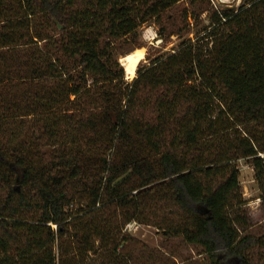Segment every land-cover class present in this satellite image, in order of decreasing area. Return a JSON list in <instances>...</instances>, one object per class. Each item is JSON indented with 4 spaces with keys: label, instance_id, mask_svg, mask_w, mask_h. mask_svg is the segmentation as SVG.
<instances>
[{
    "label": "trees",
    "instance_id": "16d2710c",
    "mask_svg": "<svg viewBox=\"0 0 264 264\" xmlns=\"http://www.w3.org/2000/svg\"><path fill=\"white\" fill-rule=\"evenodd\" d=\"M182 1V21L205 12L207 24L127 83L120 58L139 28L155 21L162 37V15ZM38 41L56 54L25 49V86L11 90L20 52L8 50ZM21 115L16 141L5 125ZM259 152L264 0H0V264H58L55 242L71 249L60 264L99 250L101 264H168L131 222L199 247L207 264H264ZM238 159L252 166L262 223L247 213Z\"/></svg>",
    "mask_w": 264,
    "mask_h": 264
},
{
    "label": "rangeland",
    "instance_id": "374dc122",
    "mask_svg": "<svg viewBox=\"0 0 264 264\" xmlns=\"http://www.w3.org/2000/svg\"><path fill=\"white\" fill-rule=\"evenodd\" d=\"M7 1V0H6ZM213 5L218 7L223 6H238L241 0H210ZM14 6V5H13ZM189 5L187 1H182L178 3L176 6L168 10L166 13L162 15V27L164 29V35L161 37L159 35V25L155 21H150L147 24L142 25L139 28V38L137 42V49H140L143 52V57L137 64L135 68V73L132 77H127L125 72V81L127 83L131 82L136 75V69L140 64H147L150 59L157 57L161 54H166L172 52L178 45L181 39L185 37H193L195 32H197L202 25L207 24V13L203 12L196 21L189 20L187 18L186 21L181 20V15L189 11ZM171 18H174L176 23L171 25ZM190 22V27L184 26ZM30 23L32 25V29H36L34 18H30ZM26 24V23H23ZM193 26V27H192ZM41 27V26H40ZM23 27L19 28L22 29ZM178 28L181 29L179 33H175L178 31ZM193 28V29H192ZM31 29V28H30ZM31 29V31H32ZM191 30V33L188 32ZM174 31V32H171ZM21 32H27L26 28L22 29ZM148 37V38H147ZM18 42L31 41L30 38H16ZM28 47L33 49V52L38 55L40 50H45L51 55H55L53 49L46 47L45 43L42 41H38L36 43H31L29 45H23L19 48L8 50L11 53L20 52L19 58H17V63H14L10 70L6 72V77L9 78L8 87L11 90L15 88L24 87V82H20L21 77H26L29 72L26 71L28 64L21 63L19 61L25 58V54L23 53L25 49ZM133 49L131 52H133ZM129 52V53H131ZM42 53V52H41ZM44 54V53H42ZM124 56L120 58V61L124 67L125 71V60ZM60 108L55 107L53 110L58 112ZM38 114L43 115V111L39 110ZM29 117L26 116H17L11 117L7 121L8 123L5 125V132L8 137L11 139L18 138L16 141H19L24 135L25 130L28 126ZM70 129L69 125L63 124L60 127V133L62 137H67L69 135ZM239 182L241 195L245 202V207L247 208V213L250 219L253 222L263 221V213L260 210V191L256 180L254 178V172L252 166L246 163L244 160L242 161V166H239ZM126 231L133 238L145 243L149 249L151 250H161L164 254L168 255L169 260L168 264H207V259L204 254L200 253V248L197 246L187 245L181 241L180 238H171L169 240L163 235L162 230L157 229L154 225L140 224L137 222H131L126 226ZM67 251H71L68 243H59L55 242L54 253L55 259L58 264L61 263V259L65 257ZM65 253V254H64ZM104 254L102 251H98L96 254H77L74 256H69V261L66 264H101ZM236 264V263H234Z\"/></svg>",
    "mask_w": 264,
    "mask_h": 264
},
{
    "label": "bare ground",
    "instance_id": "6f19581e",
    "mask_svg": "<svg viewBox=\"0 0 264 264\" xmlns=\"http://www.w3.org/2000/svg\"><path fill=\"white\" fill-rule=\"evenodd\" d=\"M227 1V0H225ZM148 38V37H147ZM143 57V52L140 49L134 50L131 53H127L124 57L125 60V72L127 77H132L135 73V68L139 61Z\"/></svg>",
    "mask_w": 264,
    "mask_h": 264
},
{
    "label": "built area",
    "instance_id": "2783aa9c",
    "mask_svg": "<svg viewBox=\"0 0 264 264\" xmlns=\"http://www.w3.org/2000/svg\"><path fill=\"white\" fill-rule=\"evenodd\" d=\"M257 157H259L260 159H262V162H263V164H264V153L259 152V153L257 154ZM242 161H243V159H238L237 163H239V166H242V165H243V164H242ZM237 165H238V164H237ZM125 230H126V227H125Z\"/></svg>",
    "mask_w": 264,
    "mask_h": 264
}]
</instances>
